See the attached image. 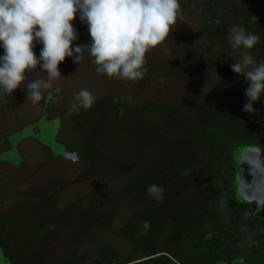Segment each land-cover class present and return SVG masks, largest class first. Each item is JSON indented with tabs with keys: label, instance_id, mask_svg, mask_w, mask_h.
<instances>
[{
	"label": "rangeland",
	"instance_id": "1",
	"mask_svg": "<svg viewBox=\"0 0 264 264\" xmlns=\"http://www.w3.org/2000/svg\"><path fill=\"white\" fill-rule=\"evenodd\" d=\"M213 2L216 0H179L183 18L162 46L146 54L147 72L141 80L129 82L97 74L85 53L79 64L69 57L59 65L61 78L36 105L27 101L24 86L46 78L39 66L26 74L21 88L11 96L0 94V148L6 139L15 143L34 135L55 155L71 160L39 156L31 168L12 177L0 168V218L20 203V195L34 199L22 201L24 207L0 219L5 224L0 230L6 232L0 240L12 235L18 243L16 249H4L7 257L0 247V264H10L9 255L15 259L13 264H164L167 258L181 264H264V227L238 222L228 193L207 183L203 170L208 159L203 148L190 140L192 127L175 134L179 136L176 142L167 140L171 137L167 130L179 132L186 121L200 122L196 108L221 117L230 112L235 121L248 124L244 126L248 138L264 137V129L246 120L247 112L242 111L249 83L232 71L239 50H233L227 40L229 27L242 25L261 37L251 54L257 61L264 59V8L258 13L230 14L211 7ZM257 2L242 0L238 6ZM73 26L79 33L73 46L90 43L88 27L78 16ZM41 48V44L35 45L37 56ZM0 51L3 55L2 47ZM85 88L95 96V103L79 114H69L73 96ZM44 105L47 112L37 124L11 132L9 125H16L17 114L23 121L19 125L25 124ZM253 107L256 112L249 113L250 117L260 114L264 119V94ZM56 113L62 115L61 140L76 152L57 140L60 123L52 115ZM37 127L43 131L37 133ZM179 143L181 149L174 150ZM0 157L20 161L14 146L0 152ZM172 158L177 162L174 167ZM185 170L188 175L183 174ZM151 184L164 189L163 200L175 193L174 203L179 206L171 208V213L184 215L189 206L196 214L183 218L176 231L167 222L150 226L142 215L156 209L155 199L145 189ZM170 185L171 192H167ZM192 187L195 193L188 192ZM50 200L54 206L48 208L45 203ZM27 203L37 210L30 212ZM160 211L159 207L155 213L162 214ZM56 212V219L45 215ZM153 252L157 253L146 256Z\"/></svg>",
	"mask_w": 264,
	"mask_h": 264
},
{
	"label": "clouds",
	"instance_id": "2",
	"mask_svg": "<svg viewBox=\"0 0 264 264\" xmlns=\"http://www.w3.org/2000/svg\"><path fill=\"white\" fill-rule=\"evenodd\" d=\"M77 16L87 25L91 40L73 46L79 35L73 26ZM182 18L179 0H0V94L11 96L21 88L26 74L39 66L46 78L24 86L27 101L36 105L61 78L59 65L69 57L79 64L85 53L97 74L129 82L141 80L147 72L146 54L162 46ZM260 39L240 24L228 29L229 45L239 50V59L230 67L249 83L242 111L250 114L256 112L253 105L264 94V59L257 61L251 54ZM37 43L42 45L39 56L34 51ZM95 99L88 89L79 90L69 104V114L90 109ZM241 164L248 165L253 177L250 183L241 177L244 191L257 203H264V147H248ZM146 192L157 202L163 201L161 186L151 184Z\"/></svg>",
	"mask_w": 264,
	"mask_h": 264
},
{
	"label": "trees",
	"instance_id": "3",
	"mask_svg": "<svg viewBox=\"0 0 264 264\" xmlns=\"http://www.w3.org/2000/svg\"><path fill=\"white\" fill-rule=\"evenodd\" d=\"M0 55H2L1 51H0ZM204 109L202 108V110L200 111L198 108H196V114L198 115L197 116L198 120L200 119L199 120L200 122H198L200 126H198V124L197 125L193 124V122L191 123L190 122L191 120L186 121L185 125H182L181 129H179L180 130L179 132H177V130H174L172 128L170 130H167L168 133L171 134V137L169 138L168 136L167 140H169L168 142H170V144H172L173 142H176L179 136L175 134H180L181 131L187 132V130L189 131V128L192 127L193 131L190 134L191 135L190 140L193 141V144H195V147L203 148L204 154L206 155V159H208L204 167L205 170H203V172H205L208 175V177H205V180L207 181L208 184L210 185L214 184L216 188L225 190L228 193L229 200H230L234 197L233 190L235 188V179L233 180V177L231 176V169L234 168L235 154L237 152L238 147L244 146L247 143H249V141L254 137V135H250L248 138V135H246V131L244 130V126L248 124L245 122L238 123V121H235V119H233L230 112L226 111V114H227L226 117L225 116L221 117L217 115L216 112L212 113V114H215V117L210 119L209 116H211L212 114L205 112ZM262 118L263 117L260 114H257V116L253 118L250 117L248 112L246 115V120L253 121L254 124H258L262 129H264V127L261 126V124L264 123V119ZM176 146H174L176 148V149L174 148V150L179 151L181 149L180 143L177 147ZM171 160H172L173 167H174V165L177 162H175L173 158ZM137 185H139V183H137ZM172 186L173 185H170V188H166L165 190H167V192H171L170 190L172 189ZM188 192L195 193L196 188L192 187L191 189H189ZM236 196H238L237 193H236ZM146 199H149V198H146ZM152 200L154 199L152 198ZM175 200H176L175 193H174V196H172V198L164 199L163 200L164 202L155 203L154 202L155 200H154L153 201L154 207L156 209H159L160 207V210H161L160 212L162 214H160L159 212H157L156 214L155 213L156 209L154 210V212H151L150 210H146L143 212L142 218H147V221L149 222L150 226L153 223L156 224L157 222L159 223L160 221L167 222L168 223L167 225H170L171 227L175 226L174 228L176 231L178 228L181 227L180 223L182 221H185L183 220V218L189 219L193 214H196V213L194 211L195 209L189 206H187V208L185 209L183 213L184 215L177 216L176 213H171L173 212L171 211V208L175 209L179 206L178 204L174 203ZM211 200L209 199V201ZM166 201H169V202H166ZM235 205L236 204L231 203V209L234 211L235 214H238L237 206ZM187 211L190 212L189 214L191 215H186L188 213ZM173 222H175L176 224L173 225ZM197 230L198 229L196 228V229H193L192 231L194 233H197ZM189 234L191 233H187L185 235L188 236ZM2 249L4 251V248ZM4 253L7 255V252L4 251ZM152 254L154 253H150L146 256H150ZM167 259L170 263L177 264L173 262L174 261L173 259L171 258H167ZM9 261L11 264L15 262L13 255H9Z\"/></svg>",
	"mask_w": 264,
	"mask_h": 264
},
{
	"label": "crops",
	"instance_id": "4",
	"mask_svg": "<svg viewBox=\"0 0 264 264\" xmlns=\"http://www.w3.org/2000/svg\"><path fill=\"white\" fill-rule=\"evenodd\" d=\"M241 1L242 0H218V1L216 0V2H213L211 7L223 8L224 10L220 11V12H222V13L226 12V13H230V14L231 13H241V14L258 13V12H261V10L264 8V0H257V1H260L259 3L257 2V5L245 4V5H242L240 7V6H238V2H241ZM200 4L206 5V4H204V1H202ZM254 9H256V10H254ZM246 10H248V11H246ZM211 12L215 13L216 11L213 9V10H211ZM45 102H47V100ZM46 112H47L46 105H44L43 107L40 108L39 112L35 116L33 115L31 118L26 119L25 124H21V125H19V123H22L23 121H21V119H20L21 116L17 114L18 119H17L16 125H13V124L11 126L9 125V128L12 127L11 132H17V131L20 132V131H22L23 127H25L24 125H28L31 123L37 124L40 121V119L44 116V113H46ZM52 115H54V117L59 118L60 128L57 132V140L60 143L64 144V146L68 150H71L68 147L67 143L65 141L61 140L62 115L59 113L52 114ZM48 117H49V114L47 115V118ZM6 127H8V126L6 125ZM6 127H4V128H6ZM42 131H43V129L41 127L40 128L37 127V133H40ZM2 142L4 145L2 146V148H0L1 149L0 152L8 151L9 149L13 148V146H14L15 151H16L18 157L20 158V161L16 162L11 157H9L8 159H5V160H3L0 157V168L6 169L8 171L9 177L10 176L12 177L13 175L15 176L19 173H22L23 172L22 169H27L29 167L31 168L33 165L32 164L33 159L34 158L36 159V157L38 158L39 156L40 157H46V158L60 159V160H64V161H71L69 158H66L64 155H60V154L55 155L54 152H52L51 147H49L47 144H45L43 142V140L41 138H39V136L27 135V136L22 137L21 139H19L15 143L12 140H8V139H6L5 141H2ZM71 151L76 152L75 150H71ZM25 172H29V169H28V171H25ZM21 189H22V187H21ZM20 196H21V197H19V200L21 199L20 203L18 205H14L15 207L12 208L13 211H11L9 213L14 212V210H16L19 207L20 208L24 207L23 204L26 202H22V201H24V200L27 201V199H29L27 197H23L22 195H20ZM31 200L33 202L34 199H31ZM30 201H27V202H30ZM27 204L29 205L28 210H30V212L37 210L36 207L33 206V203H32V205L29 203H27ZM45 205H48L49 206L48 208L54 206L52 200H50L48 203H45ZM22 209H24V208H22ZM9 213L4 214L0 219L6 217V215H9ZM56 214H57V212L51 213V214L49 213V214H45V215L47 218L49 217V220H50V218L53 219L55 216H57ZM52 215H54V217ZM55 219H56V217H55ZM0 225L4 226L5 224L2 225L0 222ZM1 226H0V229L2 228ZM3 231L0 230V232H1L0 235L6 234V232L2 233ZM5 237L6 238H4L3 240H0V247L4 248V249H8V248H15L16 249L17 244H18L17 241H15L16 236L5 235ZM153 253L155 254V252H153ZM213 257H215V256H213ZM164 264H173V263L166 261V263L164 262ZM177 264H181V263L177 262Z\"/></svg>",
	"mask_w": 264,
	"mask_h": 264
},
{
	"label": "flooded vegetation",
	"instance_id": "5",
	"mask_svg": "<svg viewBox=\"0 0 264 264\" xmlns=\"http://www.w3.org/2000/svg\"><path fill=\"white\" fill-rule=\"evenodd\" d=\"M256 137H258V138H256ZM244 146L264 147V137H259L257 135H254V137L249 141V143H247ZM234 174H235L234 168H232L231 169V176L233 177V180H234ZM233 191H234L233 192L234 197L232 199H230V201H231V203L236 204L235 206H237L238 215H239V216H237L238 217L237 221L238 222L245 221L246 224L249 226H251L253 224L254 225L261 224L264 227V203H263V207H262L261 211L256 213L255 209L257 207V202L255 200L244 201L241 199V197L236 196L235 188ZM222 250H223V247L220 248V251H222ZM5 256L7 257L6 254H5ZM215 259L216 258L213 257V260H215ZM9 263H10V261H9ZM228 263H230V262H228Z\"/></svg>",
	"mask_w": 264,
	"mask_h": 264
},
{
	"label": "water",
	"instance_id": "6",
	"mask_svg": "<svg viewBox=\"0 0 264 264\" xmlns=\"http://www.w3.org/2000/svg\"><path fill=\"white\" fill-rule=\"evenodd\" d=\"M250 146H240L237 149L234 159V169H235V190L239 197H241L244 201H252L255 200L247 195L244 191L243 186L241 184V177L246 182L250 183L253 177L249 174V168L247 164H241V158L245 153L246 149ZM263 207V203H257V207L255 212H260Z\"/></svg>",
	"mask_w": 264,
	"mask_h": 264
}]
</instances>
